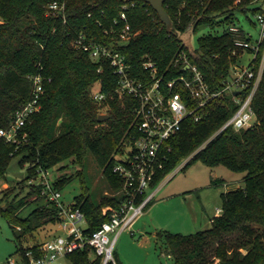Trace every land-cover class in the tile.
I'll return each mask as SVG.
<instances>
[{"label": "trees", "instance_id": "obj_1", "mask_svg": "<svg viewBox=\"0 0 264 264\" xmlns=\"http://www.w3.org/2000/svg\"><path fill=\"white\" fill-rule=\"evenodd\" d=\"M49 1L52 0H0V129H9L16 112L31 100V76L41 74L44 86L41 108L23 126L17 141L0 137V176L4 177L16 155L30 162L24 179L28 182L40 166L47 169L65 161L79 165L76 175L82 191L73 203L84 214L83 232L91 234L111 217L110 208L118 207L125 198L121 180L112 169L116 156L125 151L135 131L137 100L117 92L119 77L107 61L92 60L72 41L82 33L86 39L112 43L125 55L131 75L148 82L153 78L143 67L145 59L154 61L157 75L167 81L187 74L183 65L175 66V59L184 51L209 87L217 89L231 64L239 60V55L232 53L235 34L228 29L238 25L236 13H256L261 7L255 0H165L164 8L172 23L167 30L143 0H58L65 2V10L57 15L48 12ZM125 25H129L130 36L118 43ZM204 28L209 31L199 37L197 48L191 47L190 36ZM240 37H245L243 29ZM263 48L261 45L257 53L255 70ZM242 51L236 49L238 53ZM95 84L105 95L100 102L107 106L108 117L102 121L98 119L102 113L90 94ZM252 108L258 121L255 126L221 129L237 109L231 95H221L206 104L201 119H186L168 141V159L151 186L186 159L184 167L199 159L209 167L222 165L244 173L242 186L221 192L222 212L211 218L210 228L192 234L165 230L155 233L160 249L172 264H264V65ZM88 153L96 155L103 165L115 194H100L94 200L84 175ZM72 178L63 174L52 181L60 190ZM221 183L219 178L211 180L214 186ZM29 184L28 193L17 204L8 201L0 209L21 237L58 219L57 208L41 194V186ZM11 189L7 186L2 191L7 194ZM38 199L45 202L25 217L18 215L22 206ZM28 249L35 257L40 255L37 243L22 249L25 264H30L25 255ZM66 258L68 264H101V258L93 256L88 248L69 253Z\"/></svg>", "mask_w": 264, "mask_h": 264}, {"label": "built area", "instance_id": "obj_2", "mask_svg": "<svg viewBox=\"0 0 264 264\" xmlns=\"http://www.w3.org/2000/svg\"><path fill=\"white\" fill-rule=\"evenodd\" d=\"M261 10L255 13V23L259 25V36L253 39L239 25H230V32L235 34L234 49L232 53L237 55L236 49L252 54L249 63L240 62L231 64L229 73L223 78L221 86L211 89L206 82L203 73L198 67L189 62L186 52L182 51L175 59L176 65H183L187 74H182L165 81L163 76H158V68L154 61L145 59L143 67L147 69L153 80L143 81L133 77L126 57L115 46L99 43L86 39L80 34L72 41L74 47L87 52L94 61H107L113 69V73L119 77V94L130 95L137 100L135 107V131L129 136V144L122 156H116L113 172L121 180V193L124 199L118 207L110 208L111 217L91 234L83 231L86 226L84 214L80 207L74 203L65 204L62 201L61 190L55 188L49 177V168L38 167L37 175L29 180L33 185L41 186V194L51 202L58 213L57 225L60 233L38 244L40 255L34 256L31 249L25 252L30 264H56L59 258H66L69 253L88 248L95 256L101 258V264H119L114 256V246L119 234L124 230H130L134 221L142 215L152 202L156 186H151L157 173L164 169L171 147L168 141L182 127L188 118L198 121L201 119V110L206 104L224 94L233 97L237 109L228 118L221 129L232 126L235 130L255 126L258 121L252 108V100L259 85L264 65V50L259 67L254 69L257 53L264 47V0H255ZM48 12L62 14L65 10V2L52 0L47 3ZM125 18V14H121ZM129 25H125L120 33L118 43L128 40ZM264 49V48H263ZM101 69V68H100ZM99 69V70H100ZM33 81V94L31 100L21 107L14 116L9 129H0V137L9 142H16L21 129L30 119L33 113L41 108V98L44 93L43 77L41 74L31 76ZM179 89L185 92L181 93ZM238 91V94H234ZM92 97L96 101H102L105 95L100 87L94 90ZM173 171V170H172ZM170 173V172H169ZM222 212L216 208V215ZM132 233V231L130 230ZM115 235L110 238V234Z\"/></svg>", "mask_w": 264, "mask_h": 264}, {"label": "rangeland", "instance_id": "obj_3", "mask_svg": "<svg viewBox=\"0 0 264 264\" xmlns=\"http://www.w3.org/2000/svg\"><path fill=\"white\" fill-rule=\"evenodd\" d=\"M255 18V13L251 10L236 13L238 25L253 39L259 36V25L255 23ZM208 31V28H204L193 33L188 41L191 47L197 48L199 37ZM237 55L241 56L240 62L244 65L252 58L248 51L237 52ZM98 87L97 84L92 85L90 94L92 95ZM94 102L98 111L106 114L107 106L102 104L103 101ZM186 162L187 159L183 160L160 181L159 184L163 186L155 194L152 204L132 224V233L130 230H124L119 234L114 246V256L119 264H172L171 258L160 249L155 233L165 230L192 234L210 228V219L216 215V208H222L221 192L243 185L242 172L232 171L222 165L209 167L199 159L184 167ZM29 166V161H21V155L12 157L4 177L0 176V209L5 208L8 201L17 204L28 193L30 184L24 179L29 174ZM79 169L80 166L71 161L49 168V177L52 180L63 174L73 176L71 181L60 189L61 199L65 204L72 203L75 196L82 191L79 176L76 175ZM84 175L90 192L94 194V200L97 201L100 194L116 193L109 185L103 165L98 163L96 155L92 153L87 154ZM217 178L221 179L222 183L212 185L211 180ZM4 183L12 187L7 194L2 191L7 187L3 186ZM44 202L43 199L30 201L17 211L18 215L25 217ZM82 226L86 224L82 223ZM59 233L57 223H47L32 235L21 237L18 228L12 227L0 212V264H22V249ZM114 235L115 233H111L110 238ZM56 264H68L67 258H59Z\"/></svg>", "mask_w": 264, "mask_h": 264}, {"label": "water", "instance_id": "obj_4", "mask_svg": "<svg viewBox=\"0 0 264 264\" xmlns=\"http://www.w3.org/2000/svg\"><path fill=\"white\" fill-rule=\"evenodd\" d=\"M131 1V0H128ZM144 2L148 3L153 10L158 14L159 18L161 19V21L166 25L167 30L171 29L172 23L170 20V17L167 13V11L164 8V1L165 0H143ZM188 66L185 67V69H187ZM234 94H238V91H235ZM108 117L107 114H100L98 116V119L100 121L106 119Z\"/></svg>", "mask_w": 264, "mask_h": 264}, {"label": "crops", "instance_id": "obj_5", "mask_svg": "<svg viewBox=\"0 0 264 264\" xmlns=\"http://www.w3.org/2000/svg\"><path fill=\"white\" fill-rule=\"evenodd\" d=\"M3 186H7V184L6 183H4L3 184ZM163 186V184H158L157 186H156V188H155V194L160 190V188ZM155 194H154V197H155ZM154 197H153V199H154ZM153 201V200H152ZM217 208H219V207H217ZM212 218V217H211ZM211 220V219H210ZM92 255L93 256H95L93 253H92ZM22 264H25L24 263V261H23V259H22ZM67 262H68V259H67Z\"/></svg>", "mask_w": 264, "mask_h": 264}]
</instances>
